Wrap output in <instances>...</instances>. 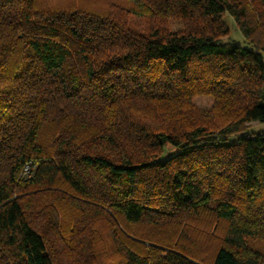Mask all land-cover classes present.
I'll return each mask as SVG.
<instances>
[{
    "label": "trees",
    "instance_id": "trees-1",
    "mask_svg": "<svg viewBox=\"0 0 264 264\" xmlns=\"http://www.w3.org/2000/svg\"><path fill=\"white\" fill-rule=\"evenodd\" d=\"M258 29L264 0H0V264H264Z\"/></svg>",
    "mask_w": 264,
    "mask_h": 264
},
{
    "label": "rangeland",
    "instance_id": "rangeland-1",
    "mask_svg": "<svg viewBox=\"0 0 264 264\" xmlns=\"http://www.w3.org/2000/svg\"><path fill=\"white\" fill-rule=\"evenodd\" d=\"M61 1H67V0H61ZM86 1L92 2L94 0H86ZM97 2H100V0H97ZM220 19L224 27H226L228 31V34L221 38L222 41H225V42L233 41L239 44H247L248 40L242 36L236 22L227 13L222 14ZM136 21L138 22L139 29L143 28L147 23L145 17L143 18L138 17L136 18ZM169 27L172 30H175V29H179L181 27V24L179 23V21L170 20ZM256 34L258 35V37H261V36L264 37V30L258 29L256 31ZM191 102L196 109L206 114L208 117L212 115H218V116L223 115L222 111H219L218 109H213L216 101L213 95H211V93L210 94H197L193 96ZM262 131H264V122L250 121V122H247L239 130L238 133L233 135V139H237L241 135L253 134V133L262 132ZM197 223H200V225L197 227H192L193 230L200 231L201 233H206L207 231L210 230L212 233L217 234V235L223 232L225 225H226L225 221L216 220L214 218L209 219V220H206V219L199 220V222ZM101 233H104L106 248L109 249L111 247V249H113V245L111 244L113 243L112 236L110 235L109 230L101 231ZM199 236H202V235L199 233ZM255 246L260 250L264 249V245L262 244H256ZM59 258L58 260L60 264L62 263L61 261H63L62 264H71L70 260H67L66 256L63 253H60Z\"/></svg>",
    "mask_w": 264,
    "mask_h": 264
}]
</instances>
